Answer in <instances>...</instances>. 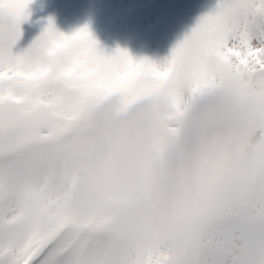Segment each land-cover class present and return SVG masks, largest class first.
I'll use <instances>...</instances> for the list:
<instances>
[{"label": "snow or ice", "instance_id": "obj_1", "mask_svg": "<svg viewBox=\"0 0 264 264\" xmlns=\"http://www.w3.org/2000/svg\"><path fill=\"white\" fill-rule=\"evenodd\" d=\"M31 0H0V264H264V0H214L160 62L105 54L86 25L47 19L13 51ZM4 31L0 28V32ZM226 85L248 107L250 151L223 194L172 244L118 226L109 206L62 204L64 145L101 99L187 98ZM173 125H169L172 127Z\"/></svg>", "mask_w": 264, "mask_h": 264}, {"label": "clouds", "instance_id": "obj_2", "mask_svg": "<svg viewBox=\"0 0 264 264\" xmlns=\"http://www.w3.org/2000/svg\"><path fill=\"white\" fill-rule=\"evenodd\" d=\"M0 17V46L9 43ZM166 97L98 101L68 137L61 203L78 214L109 206L113 221L172 244L223 194L248 155V107L226 85L187 98L174 120ZM173 125L169 127V125Z\"/></svg>", "mask_w": 264, "mask_h": 264}, {"label": "rangeland", "instance_id": "obj_3", "mask_svg": "<svg viewBox=\"0 0 264 264\" xmlns=\"http://www.w3.org/2000/svg\"><path fill=\"white\" fill-rule=\"evenodd\" d=\"M214 0H31L13 51L39 34L47 19L69 34L86 25L105 54L117 48L133 59L162 61Z\"/></svg>", "mask_w": 264, "mask_h": 264}]
</instances>
